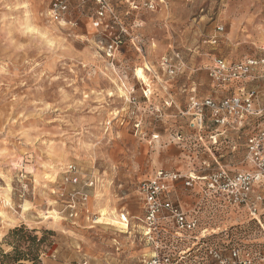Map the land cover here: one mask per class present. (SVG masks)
<instances>
[{"label": "rangeland", "instance_id": "374dc122", "mask_svg": "<svg viewBox=\"0 0 264 264\" xmlns=\"http://www.w3.org/2000/svg\"><path fill=\"white\" fill-rule=\"evenodd\" d=\"M52 1L0 0V250L23 226L44 237L39 264H264L263 188L251 214L175 183L168 198L198 224L180 236L165 220L146 234L138 195L158 170L212 163L186 146L189 89L223 97L205 67L264 59V0H106L116 18L99 27L96 0H66L65 24L50 20ZM231 152L217 150L237 163Z\"/></svg>", "mask_w": 264, "mask_h": 264}, {"label": "built area", "instance_id": "2783aa9c", "mask_svg": "<svg viewBox=\"0 0 264 264\" xmlns=\"http://www.w3.org/2000/svg\"><path fill=\"white\" fill-rule=\"evenodd\" d=\"M96 1L100 8L96 12L94 27L102 25L107 17L116 18L106 0ZM66 13V0L51 2L48 11L51 21L65 24ZM215 42L213 39L212 43ZM120 44L117 39L107 43L103 48L106 56H113ZM168 63L166 59L162 63L164 72L171 75L179 70L170 69ZM258 66L264 72V59L229 62L223 58H215L204 70L211 85L226 89V94L219 98L201 99L196 96L195 87H190L185 113L189 120L186 146L198 144L200 148H205L212 163L202 162L205 168L200 174L189 172L181 175L174 171L158 170L139 184L138 195L143 205L146 234L149 235L158 228L160 230V220L170 223L177 236L197 228V221L168 198L169 190L180 181L186 188L197 187L206 200L242 208L251 214L259 210L262 201L259 190L264 189V84L257 86L256 83L253 86L255 80L260 78L257 77ZM230 133H235L236 139L243 138L241 145L231 146L234 157L238 158L242 150L237 163H225L221 160L223 156L217 154L218 148L227 140L220 137ZM232 165L242 166L243 169L233 171L229 168ZM68 170L74 171V168L70 166ZM68 182L76 184L77 177L72 175ZM73 211L74 206L71 208L70 217L74 216ZM209 255L211 259H219L218 254L213 251H209ZM156 262L152 260L149 264ZM158 264L161 262L158 261Z\"/></svg>", "mask_w": 264, "mask_h": 264}, {"label": "trees", "instance_id": "16d2710c", "mask_svg": "<svg viewBox=\"0 0 264 264\" xmlns=\"http://www.w3.org/2000/svg\"><path fill=\"white\" fill-rule=\"evenodd\" d=\"M3 242L9 245L11 250L6 253L0 250V261L8 264L40 263L39 257L44 237L38 238L32 231L21 226L11 230Z\"/></svg>", "mask_w": 264, "mask_h": 264}, {"label": "crops", "instance_id": "0c3cea01", "mask_svg": "<svg viewBox=\"0 0 264 264\" xmlns=\"http://www.w3.org/2000/svg\"><path fill=\"white\" fill-rule=\"evenodd\" d=\"M245 61V60H244ZM238 62H240V61H238ZM236 134L235 133H230V134H228L227 136H221L220 138H227V140L226 141H224L223 143H226V144H228V147H229V149L232 151V149H231V146L232 145H241L242 143H243V138H241V139H236V136H235ZM232 153V152H231ZM223 162H226V161H223Z\"/></svg>", "mask_w": 264, "mask_h": 264}]
</instances>
